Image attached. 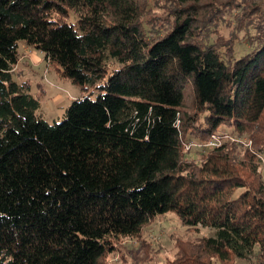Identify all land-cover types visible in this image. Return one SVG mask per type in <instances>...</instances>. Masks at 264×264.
Segmentation results:
<instances>
[{
	"label": "trees",
	"instance_id": "obj_1",
	"mask_svg": "<svg viewBox=\"0 0 264 264\" xmlns=\"http://www.w3.org/2000/svg\"><path fill=\"white\" fill-rule=\"evenodd\" d=\"M20 41L84 90L63 120L14 79ZM263 158L264 0H0V264H109L167 213L214 233L151 264H264Z\"/></svg>",
	"mask_w": 264,
	"mask_h": 264
},
{
	"label": "rangeland",
	"instance_id": "obj_2",
	"mask_svg": "<svg viewBox=\"0 0 264 264\" xmlns=\"http://www.w3.org/2000/svg\"><path fill=\"white\" fill-rule=\"evenodd\" d=\"M155 10L160 13L163 12L161 7H156ZM227 31L228 29H225L224 26L221 27L223 34H227ZM19 49L21 57L13 70L14 79L18 82L28 81L31 84V93L38 96L40 100L38 113L47 122L54 123L63 120L66 108L73 100L81 97L84 90L49 67L40 50L24 44L23 41H20ZM244 51L245 49H241L240 53ZM190 91L191 87L188 86L186 88L187 95L190 94ZM86 92L91 93L90 96L93 98L98 95V89L89 88ZM242 137V141L246 145L251 143L246 136ZM191 140L203 144L197 139ZM185 149L184 158L198 163L201 162L203 154L207 150L203 145ZM260 170L264 178V158ZM241 190L238 189L236 193L238 194ZM213 233L212 228L202 225H183L173 213L160 215L145 225L137 237L120 241L116 252L109 256V264H151L153 261L163 263L175 257L177 240H191ZM255 253L256 250L245 258H237V263H255L258 259Z\"/></svg>",
	"mask_w": 264,
	"mask_h": 264
},
{
	"label": "built area",
	"instance_id": "obj_3",
	"mask_svg": "<svg viewBox=\"0 0 264 264\" xmlns=\"http://www.w3.org/2000/svg\"><path fill=\"white\" fill-rule=\"evenodd\" d=\"M225 137H229L233 140L237 139V138L230 136L227 132L219 131L217 133H213L211 138L208 141L203 142V144L198 141L190 140V141L185 142V146L186 148H191L192 146H202L203 145L205 148H210V147L220 145L222 143V140Z\"/></svg>",
	"mask_w": 264,
	"mask_h": 264
},
{
	"label": "crops",
	"instance_id": "obj_4",
	"mask_svg": "<svg viewBox=\"0 0 264 264\" xmlns=\"http://www.w3.org/2000/svg\"><path fill=\"white\" fill-rule=\"evenodd\" d=\"M40 52H42V51H40ZM43 53V52H42ZM43 55H44V53H43ZM36 59H40L39 57H35ZM44 58H45V55H44Z\"/></svg>",
	"mask_w": 264,
	"mask_h": 264
}]
</instances>
